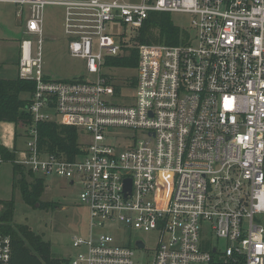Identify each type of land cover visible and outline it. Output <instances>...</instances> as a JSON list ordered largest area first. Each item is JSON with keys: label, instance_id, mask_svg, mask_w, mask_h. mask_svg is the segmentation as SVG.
I'll list each match as a JSON object with an SVG mask.
<instances>
[{"label": "built area", "instance_id": "1", "mask_svg": "<svg viewBox=\"0 0 264 264\" xmlns=\"http://www.w3.org/2000/svg\"><path fill=\"white\" fill-rule=\"evenodd\" d=\"M0 4L26 18L18 76L36 86L28 107L34 126L15 164L83 186L87 234L74 239L78 253L69 264H142L136 249H146L143 241L144 248L119 244L103 231L117 224L159 235L151 264H212L213 255L224 264H264V0ZM48 6L64 10L69 52L98 80L53 81L44 73ZM153 13L191 16L189 38L137 46L134 101L118 103L104 63L133 47L131 35ZM44 122L87 133L83 154L70 161L40 149ZM11 260V238L0 235V264Z\"/></svg>", "mask_w": 264, "mask_h": 264}, {"label": "rangeland", "instance_id": "2", "mask_svg": "<svg viewBox=\"0 0 264 264\" xmlns=\"http://www.w3.org/2000/svg\"><path fill=\"white\" fill-rule=\"evenodd\" d=\"M127 1L139 3L141 0ZM17 10L18 7L15 5L0 4V78L3 79H14L18 76L20 42L25 37L26 18L17 17ZM172 21L181 29L191 30V16L189 15L172 14ZM63 25L64 10L57 6L46 7L42 38L44 73L53 81H71L81 77L98 80V74H89L86 61L71 56L69 38L64 32ZM110 27L111 32L119 35L120 27L117 25ZM137 35H131L133 47L135 46L133 40ZM102 74L118 87L119 95L116 97L118 103H133L134 98L130 92L134 89L132 82L137 78V68L111 67L105 61ZM13 127L14 131L9 132L7 137H1L0 141L5 144L11 136L14 142L10 145V149L15 148L17 152L24 147V132L21 127L18 130L14 124ZM80 135L81 143H87L90 140L87 133L81 132ZM17 157L16 154V159ZM25 175L28 182H33L34 179L27 171ZM19 179L18 175L16 180ZM14 180L13 165L5 162L0 169V200H15L16 211L13 223L27 225L35 233L43 236L45 241L51 243L52 252L57 257L73 258L78 253V250L73 247V241L76 237L85 236L88 227V209L80 201L83 186L80 183L71 186L68 180L55 176L46 177L45 190L37 207V204L29 206L24 202L19 186L16 185L14 189ZM103 231L110 233L119 244H125L130 240L134 247L136 241H143L146 249H136V261L142 264L153 262L159 242V235L156 232L129 231L122 224L110 226ZM217 245L224 247L225 243L219 242Z\"/></svg>", "mask_w": 264, "mask_h": 264}, {"label": "trees", "instance_id": "3", "mask_svg": "<svg viewBox=\"0 0 264 264\" xmlns=\"http://www.w3.org/2000/svg\"><path fill=\"white\" fill-rule=\"evenodd\" d=\"M189 38V32L181 29L172 21L170 13H153L146 20L133 40L136 47L127 49L123 57L108 58L111 67L136 69L139 63V45L164 44L177 46L184 44ZM136 85V78L132 82ZM35 83L19 76L13 80L0 78V123L14 124L16 130L20 127L25 137L34 126L28 110L35 93ZM118 92V87L116 88ZM40 149L47 153L65 156L74 161L83 154V144L80 133L75 127L60 125L56 122H44L37 125ZM0 158L13 165L14 189L19 186L24 202L29 206L37 204L45 190V179L36 177L26 180L25 169L16 165V150L0 144ZM20 179L17 181L16 177ZM0 235L10 236L12 241L11 264H69V259L57 257L52 252V245L43 236L35 233L29 226L14 224L16 211L15 200H0ZM212 264H224L219 255H213Z\"/></svg>", "mask_w": 264, "mask_h": 264}, {"label": "crops", "instance_id": "4", "mask_svg": "<svg viewBox=\"0 0 264 264\" xmlns=\"http://www.w3.org/2000/svg\"><path fill=\"white\" fill-rule=\"evenodd\" d=\"M106 1H108V0H106ZM19 63V62H18ZM17 70H18V65H17ZM18 77V76H17ZM16 77V78H17ZM16 78H14V79H16ZM3 79V78H2ZM7 80H13V79H7ZM14 129V127H13V124H8V123H0V140H1V137H7L8 136V134H9V132H12V131H14L13 130ZM6 136H5V135ZM13 139H12V137L10 136V138L8 139V141L4 144V143H2L1 141H0V144H3V145H5L6 147H8V148H10V145L11 144H13ZM22 148V147H21ZM19 149H20V146H19Z\"/></svg>", "mask_w": 264, "mask_h": 264}, {"label": "water", "instance_id": "5", "mask_svg": "<svg viewBox=\"0 0 264 264\" xmlns=\"http://www.w3.org/2000/svg\"><path fill=\"white\" fill-rule=\"evenodd\" d=\"M126 189L131 190V180H126ZM37 207L39 206V204L36 205ZM136 245L139 247V248H144V243L142 241H137L136 242Z\"/></svg>", "mask_w": 264, "mask_h": 264}]
</instances>
